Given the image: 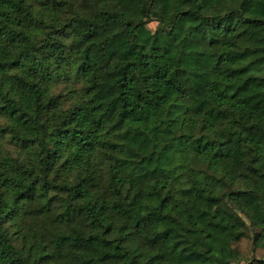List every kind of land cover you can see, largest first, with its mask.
I'll return each mask as SVG.
<instances>
[{"label": "trees", "instance_id": "1", "mask_svg": "<svg viewBox=\"0 0 264 264\" xmlns=\"http://www.w3.org/2000/svg\"><path fill=\"white\" fill-rule=\"evenodd\" d=\"M0 264H264V0H0Z\"/></svg>", "mask_w": 264, "mask_h": 264}, {"label": "rangeland", "instance_id": "2", "mask_svg": "<svg viewBox=\"0 0 264 264\" xmlns=\"http://www.w3.org/2000/svg\"><path fill=\"white\" fill-rule=\"evenodd\" d=\"M155 25H156V24H155L154 22L149 23V27H150V28H154Z\"/></svg>", "mask_w": 264, "mask_h": 264}]
</instances>
